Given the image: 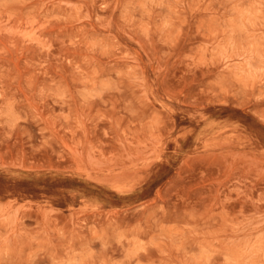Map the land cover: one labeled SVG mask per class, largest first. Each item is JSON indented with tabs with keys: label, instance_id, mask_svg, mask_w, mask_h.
Instances as JSON below:
<instances>
[{
	"label": "rangeland",
	"instance_id": "obj_1",
	"mask_svg": "<svg viewBox=\"0 0 264 264\" xmlns=\"http://www.w3.org/2000/svg\"><path fill=\"white\" fill-rule=\"evenodd\" d=\"M0 264H264V0H0Z\"/></svg>",
	"mask_w": 264,
	"mask_h": 264
}]
</instances>
